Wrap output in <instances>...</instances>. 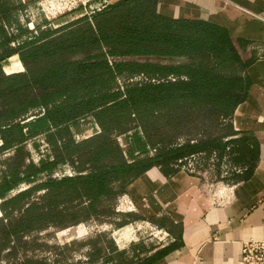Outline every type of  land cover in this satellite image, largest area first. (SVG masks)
I'll return each mask as SVG.
<instances>
[{"label":"trees","instance_id":"16d2710c","mask_svg":"<svg viewBox=\"0 0 264 264\" xmlns=\"http://www.w3.org/2000/svg\"><path fill=\"white\" fill-rule=\"evenodd\" d=\"M20 6L0 0V152L14 147L19 155L28 138L44 135L52 156L41 164L25 162L20 156L21 160L15 159L2 176V198L21 181L30 184L0 204L5 217L16 209L23 210L17 219H0L5 245L34 225L56 220L61 211L55 209L61 203L87 199L88 206L74 212L86 216L99 199L115 195V182L133 180L154 165L171 163L184 152L225 143L219 137H208L172 147L176 137H149L154 122L174 107L207 108L219 117L232 114L242 101L244 79L219 69L225 59L235 60L236 56L218 27L160 15L151 0H118L97 11L92 21L84 15L59 28L42 29L31 39L12 46L10 41L18 34H9L3 24L14 21ZM19 28V35L29 31ZM79 51L82 57L74 58ZM15 53L25 71L5 73L3 62ZM108 54L170 55L188 61L161 64L117 59L110 65ZM141 72L153 76L183 74L186 79L127 81ZM117 78L125 80L123 90ZM39 107L45 108L44 113H34V119L26 120L29 112ZM89 117L100 132L75 140L71 125ZM118 135H124L128 144L126 155ZM150 147H156L153 155L149 154ZM67 160L78 173L53 177L54 166ZM41 172L46 173L45 179L34 180ZM39 190L40 202L28 200ZM15 264L50 263L26 258Z\"/></svg>","mask_w":264,"mask_h":264},{"label":"crops","instance_id":"0c3cea01","mask_svg":"<svg viewBox=\"0 0 264 264\" xmlns=\"http://www.w3.org/2000/svg\"><path fill=\"white\" fill-rule=\"evenodd\" d=\"M10 1L11 5L17 6V0ZM107 1L106 6H109L118 0ZM151 1L160 15L207 22L218 27L229 39L236 59H225L219 69L225 74L242 77L245 94L234 112L227 116L228 120L223 122L225 131L216 137L222 141L230 138L234 143L236 162L247 169L240 176L241 182L235 187L232 199L224 205L211 206L208 200L217 183L174 169L170 162L154 165L133 180L115 182L117 191L110 197L113 204L110 219L114 227L110 261L112 264H238L241 241L251 237L264 238V0ZM19 10L15 12V23H11L15 24L11 34H18L10 41L12 46H18L40 31L36 25L35 29L19 35ZM97 11L86 16L92 21ZM82 55L83 52H76L74 58ZM11 56L17 58L16 62L12 61L17 70L9 73L25 71L18 54ZM8 58L12 60V57ZM106 58L110 65L117 59L161 64L188 61L186 57L156 54L126 57L108 54ZM4 72L7 73L5 69ZM145 75L159 79L155 82L186 79L185 75L174 73ZM117 81L123 90L125 80L117 78ZM120 144L126 155L127 142ZM130 204L132 208H128ZM131 222L138 223L137 228L150 230L159 240L152 242L151 238L140 236L135 242L120 246L121 238L117 233ZM122 237L121 244L134 239H124L125 233Z\"/></svg>","mask_w":264,"mask_h":264},{"label":"rangeland","instance_id":"374dc122","mask_svg":"<svg viewBox=\"0 0 264 264\" xmlns=\"http://www.w3.org/2000/svg\"><path fill=\"white\" fill-rule=\"evenodd\" d=\"M105 1L17 0L18 4H22L19 8L18 20L22 28L27 29H31L32 24L34 28L38 25L39 30L50 27L59 28L81 16L93 13V10L97 11V8ZM8 2L10 3L11 1L8 0ZM11 23H15V20L3 24L9 34L13 32L11 27L13 29L15 27V24ZM10 57H12L11 61H17L16 56ZM2 67L4 70V65ZM36 109L30 111L28 117L29 115H34L37 111ZM171 110L169 114L160 116L154 122V126L150 128L149 137L154 140L176 137L174 139V142H176L180 137H193L199 133L204 138L216 137L225 131L226 125H224L220 116L215 117L216 115L207 108L191 109L187 106H182L174 107ZM35 117L36 115L31 119ZM71 130L74 138L79 135L83 139L94 132L95 127L92 119H88L72 124ZM118 137L117 139L120 142L125 141L124 136L118 135ZM47 144L44 135H37L33 138H28L24 142V149L19 155L15 153L14 147L0 152V180L9 171L15 159L16 162L21 160L20 156L24 158L25 162H33L35 164H41L42 160L51 159L52 152ZM11 158L12 160L9 163L8 160ZM69 167H73L70 161L62 162L54 166L52 174L59 172L67 175ZM45 177L46 173L41 172L34 176V180L42 181ZM25 184L28 183L21 181L19 184L12 186L8 190V195L18 192ZM41 194L42 191H36L28 200H38L40 202ZM2 200L3 198L0 196V204ZM88 204V200L85 198L61 203L55 209L61 211L56 220L32 226L31 230L24 231L19 235L18 239L11 241L8 246L2 241L4 237L0 236V264H15L26 258L44 259L50 264H106L107 261L110 262V253H112L110 246L113 242L112 236L114 233V227L110 219V207L113 204L110 203V197L99 199L93 207L95 211L93 209L88 215L81 217L74 215L78 208L81 206L87 207ZM22 211V208L16 209L9 217H5L4 212L1 211L0 219L3 218L5 222L6 220L9 222L12 218L17 219ZM137 226L138 223L131 222V224L127 223L126 226L121 227L117 233V236L121 238L119 241L120 246L129 245L140 236H143V239L151 238L152 242L159 240L157 236L152 235L153 232L150 230L137 228ZM131 227H133V231H130ZM122 233H125L124 239H134L121 244L123 243ZM3 260L6 263H2Z\"/></svg>","mask_w":264,"mask_h":264},{"label":"built area","instance_id":"2783aa9c","mask_svg":"<svg viewBox=\"0 0 264 264\" xmlns=\"http://www.w3.org/2000/svg\"><path fill=\"white\" fill-rule=\"evenodd\" d=\"M107 4L108 1L106 0L102 5L97 8V10L104 8ZM94 11L96 10H93L92 12ZM30 28L35 29L33 24ZM168 77L170 79H176V77L174 76ZM145 80L159 81V79L154 77H148L143 73H139L129 78V81ZM36 110V113L43 114L45 108L39 107ZM33 116L34 115H29V117H27V120L33 118ZM220 118L224 123L228 120L227 116H220ZM94 127V132L90 133L89 136L100 132V128L96 123H94ZM117 138L119 137L117 136ZM200 138H204L200 133L193 137H180L176 142H173L170 146L179 147L185 143H195ZM80 139L82 138L79 135L75 137V140ZM223 140H225V144L222 148L211 147L184 152L179 156L175 157L171 162V166L174 169L184 170L190 174L197 175L198 177L203 178L205 181L217 183V188L208 198L211 206L224 205L232 199L235 187L241 182L240 176L244 174L247 169L246 166H243L236 162V152L233 149L234 143L230 141V138L226 137L223 138ZM1 144L2 141L0 139V145ZM155 152L156 147H150L149 154L153 155ZM68 169L69 172H67V175L71 176L78 173V171L74 167H69ZM52 176L61 178L62 176H65V174L55 172V174H52ZM29 185L30 184H25L22 189L27 188ZM15 193L16 192L9 194L8 196L6 195V197L4 198L10 197ZM119 207L122 208L121 205H119ZM128 208H132L131 204ZM2 263L6 262L3 260ZM237 263L264 264V238L251 237L242 240L240 256L237 260ZM106 264H112V262L107 261Z\"/></svg>","mask_w":264,"mask_h":264},{"label":"bare ground","instance_id":"6f19581e","mask_svg":"<svg viewBox=\"0 0 264 264\" xmlns=\"http://www.w3.org/2000/svg\"><path fill=\"white\" fill-rule=\"evenodd\" d=\"M4 68L7 72H11L13 70H17V67H15V65L12 63L11 59L8 58L3 62ZM21 68V66L19 67ZM6 195H8V192L6 193ZM5 195V197H6ZM130 226V225H129ZM132 228V229H131ZM130 228V231H133V227Z\"/></svg>","mask_w":264,"mask_h":264},{"label":"water","instance_id":"95a60500","mask_svg":"<svg viewBox=\"0 0 264 264\" xmlns=\"http://www.w3.org/2000/svg\"><path fill=\"white\" fill-rule=\"evenodd\" d=\"M7 73H9V72H7Z\"/></svg>","mask_w":264,"mask_h":264}]
</instances>
